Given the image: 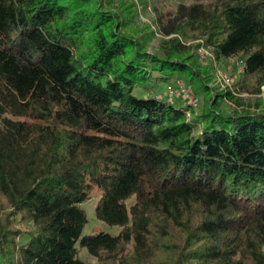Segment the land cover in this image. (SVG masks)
<instances>
[{"label":"trees","instance_id":"trees-1","mask_svg":"<svg viewBox=\"0 0 264 264\" xmlns=\"http://www.w3.org/2000/svg\"><path fill=\"white\" fill-rule=\"evenodd\" d=\"M116 1L0 0V264H264V110L223 114L232 94ZM181 1L264 86V0ZM181 79L200 112L154 94ZM96 194L118 236L83 237Z\"/></svg>","mask_w":264,"mask_h":264},{"label":"rangeland","instance_id":"rangeland-1","mask_svg":"<svg viewBox=\"0 0 264 264\" xmlns=\"http://www.w3.org/2000/svg\"><path fill=\"white\" fill-rule=\"evenodd\" d=\"M123 4H134L135 19L130 30L135 36L145 39L148 52L164 56L167 52L178 49L177 53L181 52L180 55L200 71L211 89L216 93L230 92L232 94L234 100L225 98L219 104L223 114L264 110V86L258 85L255 75H245V64L242 58L234 56L230 59H218L217 54L214 53V47L209 42V34L199 29L198 25L190 24L187 17L182 20L179 18L180 6L189 8L195 3L181 0H117L115 7L119 5L121 7ZM200 5L206 7L207 3H200ZM176 19L180 20L176 22ZM174 29H177L176 32L173 31ZM180 82H183L190 94L196 97L198 101L196 111L200 112L199 106L204 98L203 94L197 93L183 79L158 84L154 89V94L166 98L168 91L172 88L177 89ZM174 102L185 103L186 100L177 98ZM99 200L100 196L96 194L83 205L88 217L83 237L97 236L102 232L109 233L112 237L118 236L120 228H111L96 218V207ZM24 241L25 239H22L21 243ZM78 247L81 251L79 258L82 262L94 263L88 251L80 245Z\"/></svg>","mask_w":264,"mask_h":264},{"label":"built area","instance_id":"built-area-1","mask_svg":"<svg viewBox=\"0 0 264 264\" xmlns=\"http://www.w3.org/2000/svg\"><path fill=\"white\" fill-rule=\"evenodd\" d=\"M167 96L171 99L174 98H184L186 100H188V102L193 106V107H197L198 106V101L197 99L190 94L189 89L186 87V85L184 83H179L177 89H170L167 93ZM188 117H190V115L188 114Z\"/></svg>","mask_w":264,"mask_h":264}]
</instances>
